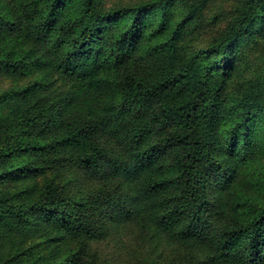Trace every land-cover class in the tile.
<instances>
[{
	"label": "trees",
	"instance_id": "trees-1",
	"mask_svg": "<svg viewBox=\"0 0 264 264\" xmlns=\"http://www.w3.org/2000/svg\"><path fill=\"white\" fill-rule=\"evenodd\" d=\"M209 1L0 0V71L35 76L0 91V264H98L89 243L126 225L178 244L170 264H264V70L237 78L235 52L264 31V0H230L185 56ZM57 167L97 185L73 193L82 174Z\"/></svg>",
	"mask_w": 264,
	"mask_h": 264
},
{
	"label": "rangeland",
	"instance_id": "rangeland-1",
	"mask_svg": "<svg viewBox=\"0 0 264 264\" xmlns=\"http://www.w3.org/2000/svg\"><path fill=\"white\" fill-rule=\"evenodd\" d=\"M148 1L97 0V5L101 9L107 10L118 6L143 5ZM181 11V5H174L177 19L180 18ZM234 13L235 5L232 1L210 0L203 12L185 26L181 40L183 54L186 56L216 39ZM235 52L239 59L237 78L247 79L260 74L264 70V31H257L249 36L243 47L238 48ZM34 78L35 76L24 77L13 82L9 76L7 77L4 72L0 71V91L12 85H25ZM234 87L235 83L231 82L226 91L231 92ZM255 128L257 163L255 169L252 170V177L253 180L262 182L261 189L264 190V117ZM53 170L51 174L60 182L64 180L63 174L66 176L73 172L82 174L79 169H67L63 172L57 167ZM65 182L73 188L70 190L77 194H83V191L97 185V180L92 179L89 174L84 172L78 187H75L69 179H65ZM89 244V250L96 255L98 264H170L182 252V248L178 244L170 242L163 234L149 231L145 235L133 225L112 227L106 236L91 241Z\"/></svg>",
	"mask_w": 264,
	"mask_h": 264
}]
</instances>
